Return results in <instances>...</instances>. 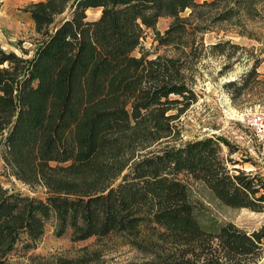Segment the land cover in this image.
I'll return each mask as SVG.
<instances>
[{"label":"trees","instance_id":"obj_1","mask_svg":"<svg viewBox=\"0 0 264 264\" xmlns=\"http://www.w3.org/2000/svg\"><path fill=\"white\" fill-rule=\"evenodd\" d=\"M30 5L33 55L26 56L30 51L21 45V55L0 48V147L11 173L41 186L46 196L0 183V264L34 250L52 217L56 235L70 232L75 241L128 235L132 246L151 251L146 264L259 259L264 226L249 232L204 217L191 183L200 182L225 205L261 211L264 176L232 168L224 155V146L231 145L224 137L183 140L181 117L199 98L196 77L205 34L228 22L240 35L261 40L248 23L264 27V0H39ZM90 8H101L96 20L87 18ZM163 16L174 18L165 33L157 30ZM146 28L156 33L159 46H172L174 52L135 55ZM259 49L264 55V45ZM263 63L257 56L229 86L238 94L248 88L259 79ZM142 226L150 230L148 236L141 234ZM88 260L81 264H92ZM26 264L54 263L31 255Z\"/></svg>","mask_w":264,"mask_h":264},{"label":"rangeland","instance_id":"obj_2","mask_svg":"<svg viewBox=\"0 0 264 264\" xmlns=\"http://www.w3.org/2000/svg\"><path fill=\"white\" fill-rule=\"evenodd\" d=\"M0 0V48L21 55L24 52L20 45L29 49L32 56L33 41L36 37L35 23L30 16V4L39 0ZM204 2L206 0H198ZM101 14V8H90L87 18L96 20ZM189 10L182 15L187 16ZM174 22V18L163 16L157 24V30L164 31ZM262 26V22L258 23ZM250 29L258 31L261 40L254 36L240 35L234 26L228 22L217 24L213 30L204 36L205 51L202 52L198 63L196 90L198 101L193 103L190 110L181 117L183 125V140H192L204 136H221L230 142L231 147L224 146V155L232 159V168L247 172H260L264 176V143L254 137L250 128L242 119V113L248 110L264 112V63L259 68V79L243 89L239 94L230 81L239 80L256 61L257 56L264 58L259 48L264 45V27L256 29L254 23H248ZM264 26V25H263ZM221 43V47L213 49L212 45ZM241 46V47H239ZM174 47L158 45L156 33L145 29L144 38L134 54L140 56L149 53V57L161 54H172ZM228 64V68L224 66ZM224 69V70H223ZM223 72L221 73V71ZM231 150V151H230ZM0 183L5 188L21 191L36 197H45L46 191L40 186L32 187L22 182L11 173L10 167L2 158L0 147ZM195 199L203 202L204 217L213 218L219 222H233L238 227L249 232L257 231L264 226V210L254 211L247 207L237 208L225 205L219 201L213 192L200 182L191 183ZM46 226L44 235L37 247L29 253H15L12 264H26L30 256H39L56 264L59 261L85 262L92 264H146L150 262L152 253L132 246L128 235L110 234L108 236H93L87 240L75 241L70 232L62 236L56 235L57 221L52 217ZM146 226L141 227V234L149 235ZM263 251L259 259H247L246 264H264Z\"/></svg>","mask_w":264,"mask_h":264},{"label":"built area","instance_id":"obj_3","mask_svg":"<svg viewBox=\"0 0 264 264\" xmlns=\"http://www.w3.org/2000/svg\"><path fill=\"white\" fill-rule=\"evenodd\" d=\"M242 119L251 129L255 138L264 143V112L255 110H248L242 113Z\"/></svg>","mask_w":264,"mask_h":264},{"label":"crops","instance_id":"obj_4","mask_svg":"<svg viewBox=\"0 0 264 264\" xmlns=\"http://www.w3.org/2000/svg\"><path fill=\"white\" fill-rule=\"evenodd\" d=\"M16 1H18V0H12L11 2H16Z\"/></svg>","mask_w":264,"mask_h":264}]
</instances>
